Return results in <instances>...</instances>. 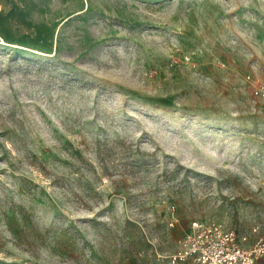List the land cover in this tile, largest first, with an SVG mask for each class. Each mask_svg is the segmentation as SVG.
I'll list each match as a JSON object with an SVG mask.
<instances>
[{
  "label": "rangeland",
  "instance_id": "obj_1",
  "mask_svg": "<svg viewBox=\"0 0 264 264\" xmlns=\"http://www.w3.org/2000/svg\"><path fill=\"white\" fill-rule=\"evenodd\" d=\"M0 40V264L264 241V0H0Z\"/></svg>",
  "mask_w": 264,
  "mask_h": 264
},
{
  "label": "built area",
  "instance_id": "obj_2",
  "mask_svg": "<svg viewBox=\"0 0 264 264\" xmlns=\"http://www.w3.org/2000/svg\"><path fill=\"white\" fill-rule=\"evenodd\" d=\"M231 229L218 223L194 222L172 254L158 256L159 264H256L264 257V241L245 245Z\"/></svg>",
  "mask_w": 264,
  "mask_h": 264
},
{
  "label": "bare ground",
  "instance_id": "obj_3",
  "mask_svg": "<svg viewBox=\"0 0 264 264\" xmlns=\"http://www.w3.org/2000/svg\"><path fill=\"white\" fill-rule=\"evenodd\" d=\"M2 40V41H1ZM1 43L2 44H7L4 40H3V38H1ZM12 46H15V47H17V46H19V45H16V44H11ZM21 47V46H20ZM34 51H36V52H39V53H42V54H47V53H43V52H40V51H37V50H34Z\"/></svg>",
  "mask_w": 264,
  "mask_h": 264
}]
</instances>
